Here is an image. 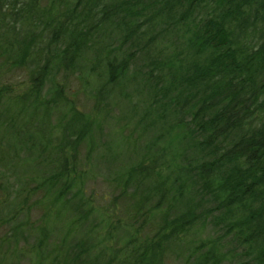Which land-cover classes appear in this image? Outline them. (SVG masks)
<instances>
[{
	"label": "trees",
	"instance_id": "16d2710c",
	"mask_svg": "<svg viewBox=\"0 0 264 264\" xmlns=\"http://www.w3.org/2000/svg\"><path fill=\"white\" fill-rule=\"evenodd\" d=\"M11 67L0 264H264V0H0Z\"/></svg>",
	"mask_w": 264,
	"mask_h": 264
},
{
	"label": "rangeland",
	"instance_id": "374dc122",
	"mask_svg": "<svg viewBox=\"0 0 264 264\" xmlns=\"http://www.w3.org/2000/svg\"><path fill=\"white\" fill-rule=\"evenodd\" d=\"M11 69V71H10ZM8 71L6 70V68H1L0 70V87H11V89L13 91H15V77L16 78H20V76L17 75L18 72L15 71V67H11ZM84 88L81 87V84L78 86L76 85V88L73 91H79L80 95H79V99L83 102V94L84 92H80V90ZM8 100V99H7ZM4 106L8 107V102L4 101ZM13 109V108H12ZM14 110V109H13ZM120 112L119 110L115 109V111L113 112V116L118 115ZM127 115V114H125ZM125 121V120H124ZM119 122H117L116 120L112 123L111 127L104 132L108 133V131L111 129L113 131L118 132V124ZM1 134V131H0ZM126 135L124 134L123 137H125ZM12 141V140H11ZM0 158L1 160H5L4 163H2L0 165V170L2 173H4V175L8 178H12L11 182L14 183L15 181V156L13 155V153L7 152L6 154H1L0 153ZM0 176H2L0 174ZM102 178V176H101ZM11 189L13 190V188H15V185H11ZM88 192L90 195L95 196L93 198V201L95 202V204L97 205H103V204H108V202L110 201H115V204L117 202L118 205H121L122 202V193L119 190H113L111 187L106 186L103 184L102 179H98L97 181H95V183H89L88 185ZM15 190V189H14ZM1 194V193H0ZM109 195V200L107 202L104 201V198L106 196ZM3 196L0 195V201H2ZM98 201V203H97ZM121 209V208H120ZM33 214V212H32ZM39 214L38 213H34V217H37ZM3 234V232L1 233V235ZM0 235V237H1ZM177 264V263H175Z\"/></svg>",
	"mask_w": 264,
	"mask_h": 264
}]
</instances>
